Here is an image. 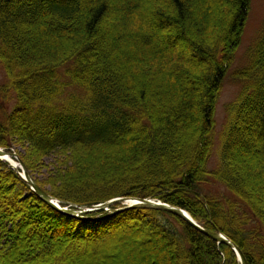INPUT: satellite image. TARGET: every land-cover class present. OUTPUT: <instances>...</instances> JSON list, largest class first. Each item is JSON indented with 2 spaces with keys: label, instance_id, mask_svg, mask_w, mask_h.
<instances>
[{
  "label": "trees",
  "instance_id": "trees-1",
  "mask_svg": "<svg viewBox=\"0 0 264 264\" xmlns=\"http://www.w3.org/2000/svg\"><path fill=\"white\" fill-rule=\"evenodd\" d=\"M250 4L0 0V148L22 147L33 179L55 156L39 185L63 203L159 200L225 234L248 264H264V177L250 178L251 161L264 167V33L236 73L241 89L227 109L220 162L208 170L217 99ZM210 182L233 202L222 193L203 200ZM132 233L155 248L147 264H240L232 248L167 213L65 216L0 161V264H89Z\"/></svg>",
  "mask_w": 264,
  "mask_h": 264
},
{
  "label": "rangeland",
  "instance_id": "rangeland-1",
  "mask_svg": "<svg viewBox=\"0 0 264 264\" xmlns=\"http://www.w3.org/2000/svg\"><path fill=\"white\" fill-rule=\"evenodd\" d=\"M116 23H117V20H116ZM114 24H115V21H114ZM263 33H264V0H251L250 12H249L246 26L244 28L241 46L239 47L235 55V62L232 68L229 70L227 77L224 81L223 87L220 90L217 103H216V107H215V115H214L215 129L213 133V147H212L211 157H210L209 164H208V170L210 172L215 171L218 168V165L220 162V149H221V144H222L221 139H222V133L228 121V112H227L228 106L237 98L240 92V89H241V84L238 81L236 73H238L239 71L247 70L248 67L251 65L252 57H253V50L255 46L257 45L258 41L260 40ZM177 47L180 50L184 51L182 44H177ZM6 82H7L6 74H5V71L2 65L0 64V87L4 86ZM16 149L21 154H24L25 152L22 147H17ZM18 153L16 154L21 160ZM13 160L18 161L15 158H13ZM44 160H45L44 161L45 165L42 164L39 168V171L34 173V176H35L34 180L38 182V184L40 183L44 184L48 181V179L50 178V172L51 170H53V166L56 165L55 156L45 158ZM257 161L258 160H255L254 162L251 161V173H250L251 180H257L259 177H262V178L264 177V167L260 166L259 163H257ZM2 162L7 163L11 167V164L9 162H5V161H2ZM13 170L16 171L15 169ZM19 172L22 173V170H19ZM41 188L49 193L48 191L49 187H44V188L41 187ZM202 190L203 192H201V190H198V192L202 193L200 194L203 200H205L204 195L220 196L219 193H222L224 196L229 198L232 202L234 200L231 194L226 190L225 187L221 185H215L212 182L204 185ZM238 210H239L240 216L247 213L248 216L251 217L246 209L239 208ZM253 223H254V220L252 219L251 224L249 225L248 228L253 227L254 226ZM134 235L136 234L132 233V234H129L127 237H125L124 240L121 241L122 244L120 245L121 247L119 248V250L113 251L111 253L108 251L107 254L111 255L110 257L103 259L102 256H98V257L95 256L94 258L90 260L91 262L89 261V264H134L133 263L134 261H136L137 264H140V263L147 264V260H146L147 255L148 253H153V250L155 248L145 247L146 245L143 244L144 243L143 237L142 238L135 237ZM116 242L114 241V243ZM131 243H134L135 245ZM141 256L144 257L142 262L140 259Z\"/></svg>",
  "mask_w": 264,
  "mask_h": 264
},
{
  "label": "water",
  "instance_id": "water-1",
  "mask_svg": "<svg viewBox=\"0 0 264 264\" xmlns=\"http://www.w3.org/2000/svg\"><path fill=\"white\" fill-rule=\"evenodd\" d=\"M8 156L11 158H15L20 163L21 170L24 172V175L23 173H20L16 167L12 165L11 167L19 172L21 178L30 187L32 193H34L46 205H48L55 211L65 216L79 220L94 221V220H99L100 215L101 216L105 215V217H109L112 215H119L124 212L136 211V210L167 213L184 220L185 222L193 226L195 229H197L199 232H201L208 238L214 240L218 244H224L229 246L234 250L241 264H248V261L244 253L241 251V249L235 243H233L226 235H224L221 232H212L204 229L184 209L163 203L159 200L143 199V198H116L106 203H102L92 207L63 203L60 200L52 197L47 191H45L39 186V184L28 173L25 164L19 159L16 153L11 154L0 148V160L4 161L3 158ZM119 204L121 205L120 208L117 209L113 208L115 205H119ZM91 214L93 216L88 217V215Z\"/></svg>",
  "mask_w": 264,
  "mask_h": 264
},
{
  "label": "bare ground",
  "instance_id": "bare-ground-1",
  "mask_svg": "<svg viewBox=\"0 0 264 264\" xmlns=\"http://www.w3.org/2000/svg\"><path fill=\"white\" fill-rule=\"evenodd\" d=\"M5 162H9L12 166L16 167L18 170H21V165L18 161H15L13 160V158L11 157H4L3 158ZM23 175H24V172L22 171Z\"/></svg>",
  "mask_w": 264,
  "mask_h": 264
}]
</instances>
